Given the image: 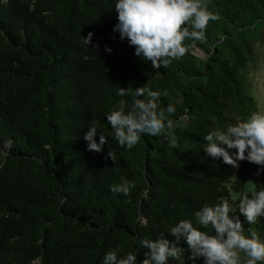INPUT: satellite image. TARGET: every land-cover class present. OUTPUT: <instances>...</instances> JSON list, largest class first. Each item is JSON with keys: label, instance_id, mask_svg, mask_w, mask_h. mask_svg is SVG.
Wrapping results in <instances>:
<instances>
[{"label": "trees", "instance_id": "trees-1", "mask_svg": "<svg viewBox=\"0 0 264 264\" xmlns=\"http://www.w3.org/2000/svg\"><path fill=\"white\" fill-rule=\"evenodd\" d=\"M206 2L218 19L205 40H186L182 57L153 69L112 31L115 0H0V264H102L118 246V257L140 261L139 239L173 240L168 229L182 219L211 233L196 224L198 210L222 197L237 206L242 192L264 187L257 165L233 168L203 152L210 129L258 112L244 71L264 30V0ZM142 86L167 91L158 110L172 103L169 118L183 117L175 147L141 134L127 149L111 136L106 113L121 99L127 112ZM93 122L108 141L101 153L83 139ZM122 179L134 185L127 197L110 190ZM241 219L245 234L264 239V217ZM180 247L184 264H202Z\"/></svg>", "mask_w": 264, "mask_h": 264}, {"label": "clouds", "instance_id": "clouds-1", "mask_svg": "<svg viewBox=\"0 0 264 264\" xmlns=\"http://www.w3.org/2000/svg\"><path fill=\"white\" fill-rule=\"evenodd\" d=\"M114 12L116 23L112 31L134 48L135 56L150 62L153 69L182 57L189 47L186 40H205L209 21L218 19L217 14L209 10L206 0H115ZM91 36L89 33L84 37L86 45ZM105 51L110 53L111 48L106 45ZM116 94L124 97L128 90L120 87ZM161 95L168 93L146 86L137 87L127 112L126 102L121 99L106 113L111 136L118 145L132 149L141 134H149L162 135L170 146H176L174 129L183 117L169 118L176 113L172 103L166 109L158 110ZM83 139L86 150L93 153L103 152L108 142L105 135L97 133L95 122L83 133ZM204 140L207 143L203 152L207 157H220L222 163L233 168L238 167L240 161H247L258 166L256 175L264 173V112H253L224 128L213 127ZM105 159L115 163L116 153L107 151ZM132 187L130 181L122 179L111 185L110 190L127 197ZM260 217H264V187L251 195L242 192L237 206L222 197L219 203L204 205L198 210L196 224L204 229L210 227L211 233L195 227L191 220L182 219L168 229L173 240L163 237L138 240V245L146 249L142 260L138 261L133 252L118 257V246L105 253L102 264H169L170 258L184 264L180 258L181 241L186 244L190 257L193 260L202 258V264H264V239L251 228L245 234L241 219L251 225Z\"/></svg>", "mask_w": 264, "mask_h": 264}, {"label": "rangeland", "instance_id": "rangeland-1", "mask_svg": "<svg viewBox=\"0 0 264 264\" xmlns=\"http://www.w3.org/2000/svg\"><path fill=\"white\" fill-rule=\"evenodd\" d=\"M194 53L202 58H206L207 54L196 48ZM244 75L248 79L251 91L256 98L258 112H264V30L262 36L255 42V56L251 65L244 71Z\"/></svg>", "mask_w": 264, "mask_h": 264}]
</instances>
